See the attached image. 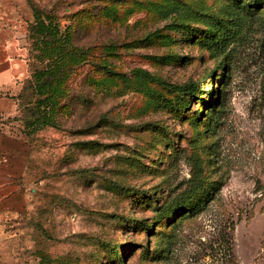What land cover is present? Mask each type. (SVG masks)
I'll use <instances>...</instances> for the list:
<instances>
[{"label": "rangeland", "instance_id": "374dc122", "mask_svg": "<svg viewBox=\"0 0 264 264\" xmlns=\"http://www.w3.org/2000/svg\"><path fill=\"white\" fill-rule=\"evenodd\" d=\"M250 1L0 0V72L11 60L17 79L0 102V264H264ZM35 11L77 50L51 103Z\"/></svg>", "mask_w": 264, "mask_h": 264}, {"label": "trees", "instance_id": "16d2710c", "mask_svg": "<svg viewBox=\"0 0 264 264\" xmlns=\"http://www.w3.org/2000/svg\"><path fill=\"white\" fill-rule=\"evenodd\" d=\"M250 2L252 5L255 3L257 6L258 4L263 3L264 0H251ZM251 4L250 7H252ZM35 17L37 24L35 34H37L39 37L37 42L40 44L41 49L47 53L46 55L52 61L49 65V68L42 72L38 77L39 87L41 88V91L47 87V90L42 91V94L46 96L44 102L49 101V103H51L57 98L59 89L66 84L65 81L68 78V74L71 72V63L73 61L72 56L77 52V50L73 49L69 44H66V42L62 44L61 40L58 39L59 36L57 35L55 28L51 24L45 25L44 19L38 11H35ZM41 56L42 54H40L39 57ZM181 89L187 91L190 89V87L186 85L181 87ZM199 190V185H196L191 190L185 192L180 200L164 207V214L170 215L180 209L185 208L199 193ZM206 202L207 201L205 200V203ZM199 205L200 204L198 203L196 207Z\"/></svg>", "mask_w": 264, "mask_h": 264}, {"label": "crops", "instance_id": "0c3cea01", "mask_svg": "<svg viewBox=\"0 0 264 264\" xmlns=\"http://www.w3.org/2000/svg\"><path fill=\"white\" fill-rule=\"evenodd\" d=\"M15 68H14V63L10 60L7 63L6 69H3L0 72V102H1V95L5 97H12L13 94L12 89L17 87V79L15 75ZM11 108L9 109H0V114L1 113H8Z\"/></svg>", "mask_w": 264, "mask_h": 264}]
</instances>
